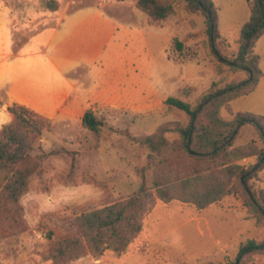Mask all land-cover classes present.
<instances>
[{"label": "rangeland", "instance_id": "374dc122", "mask_svg": "<svg viewBox=\"0 0 264 264\" xmlns=\"http://www.w3.org/2000/svg\"><path fill=\"white\" fill-rule=\"evenodd\" d=\"M56 1L60 9L50 0H0V130L12 119L5 104H25L52 122L32 153L59 150L44 156L42 173L32 177L21 200L29 228L0 240V264H52L46 256L49 230L65 233L74 228L77 213L132 196H139L134 209L144 228L128 250L70 264H225L248 240L264 241V225L235 194L205 209L165 203L154 191L140 194L143 168L151 180L149 149L140 138L164 123L189 120L167 104L168 97L195 106L209 91L247 76L218 66L206 15L177 0L175 12L153 25L137 0ZM213 1L219 46L234 57L251 3ZM255 51L263 76L253 92L220 109L226 120L238 112L264 117V35ZM89 108L101 119V132L83 126ZM250 142L263 145L248 124L236 145ZM254 160L241 162L249 166ZM253 183L264 190V170ZM248 264H264V254H253Z\"/></svg>", "mask_w": 264, "mask_h": 264}, {"label": "trees", "instance_id": "16d2710c", "mask_svg": "<svg viewBox=\"0 0 264 264\" xmlns=\"http://www.w3.org/2000/svg\"><path fill=\"white\" fill-rule=\"evenodd\" d=\"M176 1L137 0L136 6L147 14L150 24L161 25L175 12ZM185 1L190 11H202L206 15L211 49L218 66L245 72L247 76L209 91L195 106L183 99L168 97L167 104L186 112L189 120L186 124L164 123L152 134L140 138V144L149 149L148 168L151 169V180L147 167L142 169L140 194L154 191L165 203L178 200L198 209L235 194L258 223L264 225V190L257 189L253 183L264 170V117L238 112L226 120L220 115L222 107L253 92L263 76L261 56L255 46L264 35V0H249L251 13L242 26L234 57L225 54L219 46V14L214 1ZM50 4L54 9L59 5L56 0H50ZM8 111L12 120L0 130V240L29 228L22 197L29 192L32 177L42 173L44 156L59 153V150L41 155L32 153L44 131L52 125L47 116L20 103L10 104ZM82 123L93 132L102 130L101 119L93 108L86 110ZM248 124L258 131L263 142L261 147L253 142L236 145L242 128ZM168 133L177 136L170 138ZM247 157L255 158L249 166L241 162ZM75 171L73 160L71 179ZM138 200L139 196H132L109 201L102 207L77 213L74 228L65 233L49 230L47 258L52 264H70L89 255L102 256L107 251L124 254L144 228L141 215L134 209ZM256 253L264 254V241L248 240L237 256L225 264H248Z\"/></svg>", "mask_w": 264, "mask_h": 264}, {"label": "crops", "instance_id": "0c3cea01", "mask_svg": "<svg viewBox=\"0 0 264 264\" xmlns=\"http://www.w3.org/2000/svg\"><path fill=\"white\" fill-rule=\"evenodd\" d=\"M59 3V5H58V8L57 9H60V7H61V3L60 2H58ZM14 103H16V102H14ZM13 104V103H12ZM21 104V103H20ZM9 106L10 104H8V103H6L5 104V106ZM25 105V104H24ZM6 110H8V108L6 109ZM86 112V111H85ZM41 114V113H40ZM12 115V114H11ZM43 115V114H42ZM45 116V115H44ZM12 120V119H11Z\"/></svg>", "mask_w": 264, "mask_h": 264}]
</instances>
